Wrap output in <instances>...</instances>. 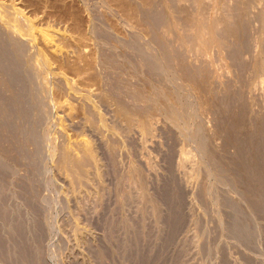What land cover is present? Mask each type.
<instances>
[{"label":"rangeland","instance_id":"1","mask_svg":"<svg viewBox=\"0 0 264 264\" xmlns=\"http://www.w3.org/2000/svg\"><path fill=\"white\" fill-rule=\"evenodd\" d=\"M0 27V41L24 58L43 115L34 116L42 121L45 145L37 203L47 229L43 264H94L92 251L105 237L98 224L104 206L112 210L127 197L136 199L135 207L157 209L151 199L170 177L168 168L187 197L189 225L165 257L189 243L181 264H221L224 258L264 264V222L251 213L260 238L256 250L233 238L226 201H239L237 191L211 171L208 150L193 141L204 136L210 150L234 155L229 146V155L220 152L223 126L216 128V112L239 117V99L235 110L223 105L233 90L248 103L238 128L256 117L264 122V0H0ZM5 90L2 96L10 98ZM20 166L12 180L17 185L26 172ZM11 201L24 211L19 199ZM133 203L127 218L134 209L132 217L139 213ZM149 209L145 225L154 226L160 207Z\"/></svg>","mask_w":264,"mask_h":264},{"label":"bare ground","instance_id":"2","mask_svg":"<svg viewBox=\"0 0 264 264\" xmlns=\"http://www.w3.org/2000/svg\"><path fill=\"white\" fill-rule=\"evenodd\" d=\"M156 10L158 9L156 8ZM148 13L149 12H147L146 14ZM152 13H153L152 16L154 17L155 16L154 12H151L150 15ZM158 13L159 12H157L156 15H158ZM146 14H144V16ZM160 15L162 16V14ZM161 16L159 17L158 15L159 18H161ZM163 21L164 19L160 20V22L158 21V23L162 24L161 22ZM13 22L15 23V21ZM155 23H157V21ZM165 24L166 22L163 25ZM22 26L18 25L17 28L19 27L21 29ZM249 38H251V36ZM245 40L247 39H244L242 41L245 42L244 43L245 45L248 44L249 46L250 44L247 43L248 40L247 41ZM1 41H0V74L4 76L3 78L6 79V83L4 82L2 78H0L1 80H3V83H4V85H1L2 83L0 84V90L4 91V89H6L5 90L6 93L11 91L12 95L10 94L11 95L9 96L10 98H7V97L2 96V91L0 92V264H43L45 259H43L42 257V254L44 253V252L42 253V250H44L43 243L45 242L43 241H45L44 238L46 237L45 232H44V229L46 228L43 229V226H44L43 224L46 221V219L42 211V208L38 206L37 203H39L38 202L39 194H40L39 188L43 186V185H40V182L42 183L40 178L43 174L42 172L43 162L42 161H43V150H44L45 145L43 146L44 144L42 141L43 137L41 136V133H40V129H42L41 126L43 125L41 124L42 121L40 120L36 121L34 119L36 112L40 115H42V113L36 111L38 108L37 105L39 104L37 105L35 104L34 98H36V96L38 98V95L36 94V96L34 97L31 94L32 92L34 93V91L30 90L31 89L30 85L25 77V72L27 70L25 72L23 70V68L25 67L24 66L25 64L23 62L24 58L19 56L21 53L17 55L16 51L14 52L13 48H16V47L13 46L12 48L13 52L11 51L10 45L12 47V43L8 44L9 42H6V41L1 42ZM239 44L237 45L238 48H240V45H241ZM242 46H243V43H242ZM163 47L160 46V49L162 48L163 50ZM23 48L21 50H23ZM243 50H246V49H243ZM235 55L236 54H234V56ZM235 58L237 59V57ZM240 58H242V56ZM241 67H243V65ZM233 92L238 93L239 91L233 90ZM234 93L226 96V98H224L226 101H224L223 98L221 100L225 102L223 103V105L225 104V106H228L229 108L233 107V109L235 110L236 108H234V106L236 105V102H237L236 100L239 99L240 104L241 103L242 104L240 105V107L238 108V111L236 112V113H239L238 118H236L237 115L232 116L230 115L229 112L228 113L230 116L225 117L223 112L218 113L214 109L217 116L219 117V118L217 117L218 118L217 123L214 120L216 125H218V127L216 128L219 130V128L223 126L220 129L221 137L223 140V146L220 148L221 149L220 152L222 153L224 152L225 154L228 153L227 155H229V151L227 150V147L229 146L234 150V155L233 156L221 155L220 153H218V151H215L214 149L210 150L209 148L211 146L209 147L208 140L203 138L204 136H201L202 139L200 137L197 141L195 140L193 141L196 142V144L198 145L197 148L199 150H202V149L208 150L204 155H206L210 160L209 165H210L211 171L215 172L216 174L225 175L227 183L234 190L237 191V194L239 196V201H235L232 199H229L226 201V206L231 211L228 216L230 234L239 244L245 246V248L250 249V250H256L259 246L260 238L257 234L258 224L251 217V213L257 216L260 221L264 222V128H263L264 122L263 120L261 121L260 116H259L260 120H257V117H256V120H252L253 121L252 124H250L249 120L245 121L246 120L245 113H247L246 111H248L246 110L247 107L245 105H247L248 103L246 104V102L243 101L242 95L241 96L237 95L238 98L237 97L235 98V96L233 95H236V94ZM3 94L5 93L3 92ZM6 96L8 95L6 94ZM36 101L39 102L38 100ZM39 109L41 108H38V110ZM218 111H220V109ZM232 112L233 111L231 109V113ZM220 113L221 115L219 116L218 114ZM243 117L245 119L244 120L245 122H243V119H241V121L245 125L247 124L246 122H248L249 125L247 126L243 125L244 127H247L244 129H242L243 128L242 126H241L242 128L241 127L238 128V124L240 123V122L238 123V121H240L239 118H243ZM37 119H38V115H37ZM237 119L238 121H236ZM218 122L220 124H218ZM30 148H33V150H29ZM20 165L22 166L24 165L23 167H24V170H26V172H25V175L21 176V179L17 180L19 182L17 185V183L13 182L14 181L13 178L16 176V171L20 169L18 168L16 170V167H19ZM168 166L170 167V165ZM168 169H169L168 176L170 177L161 185V187L154 190L155 198L151 199V201L156 199L155 200L157 201L156 204H158L157 209L160 207L158 211L154 212V214L156 215H153V216H156V222L154 226L156 225V223H158V225H156L155 227L152 225L151 227L148 224L145 225L147 222V221L145 222V220H147L146 217L147 218L150 217V216H147V214H150L147 212L149 209V208L147 209V207L149 205L146 206V209L145 208L142 209V205H143L142 203L140 206L141 208L139 207V205L136 206L137 209H139V213H136L138 212L136 209L131 208L136 211L135 215L138 214L137 216L132 217L134 216V212H133L134 210H132L133 215H131V217L129 216L130 218L126 217L128 216V215H125L126 208L133 207L131 205L136 200V199L134 200V198H133L134 201H132V199L130 201L129 198L128 200L127 197L123 200L121 199V201L116 203L115 208L112 210H111V207L109 210V206H111L112 204H110L109 206L108 204L107 205L105 204L106 205L104 206L105 208L102 207L105 210L104 211L105 214L103 215L101 214L104 217L101 218L102 222L98 223V224H101L99 226L102 227L103 230L105 231V237L99 241L98 246L96 245L97 248H95V250L92 251V255H91L92 261H93L92 263L94 264H181V263H184L183 261L185 260V257H186L185 251L187 249L186 250H183V249H185L189 243L188 244L186 243L187 245H185V248L181 247L182 249L181 248H178V250L176 249L177 252H175L174 254L172 253L173 255L171 254L169 256L170 258H166L168 256L167 253L168 252L171 253L170 252L171 249H174L176 248L177 245H179L178 237L181 234V232L186 228V226L189 225L188 224L189 216L187 217V214L189 213L186 214V209H187L188 204H186L187 201H185L187 197H185V193L182 190L183 187L181 188L177 186L175 179L178 180V178H173L172 174H174V171L172 173V168H168ZM112 176H114V173ZM15 185H17L16 187L18 188V190L17 191L12 190V192L14 191L12 193L10 190L11 188H15ZM115 185L113 189L118 187V186L115 187ZM119 192L120 194L123 193V191L121 192V190ZM123 194H125V192ZM119 196L118 197L115 196V197L119 198ZM199 196H196V197H199ZM14 199L20 200V203L23 205V207H25L23 209L24 213L21 212L19 209H17L18 207L17 205H16L17 207L13 206L14 203L13 205H11L12 203L11 200H14ZM108 200L109 199H107V201ZM116 200L117 199H115V201ZM198 200H200V197ZM145 201H147V199H145ZM136 202L134 203L136 204ZM151 203L152 202H150L149 204ZM203 204H206V202ZM18 208H21V207H18ZM150 208H151V205H150ZM151 209L152 210L149 209V212L150 211L152 212L153 209L157 210L156 208H151ZM123 215H125L124 219H123ZM28 216H31L32 219L28 218ZM43 216H44L45 221L43 220ZM150 218H152V216ZM148 222H150V220H148ZM155 241H158V243L156 244ZM206 244L208 247L207 242ZM206 244H204V246ZM263 244H264V241H263ZM190 245L191 244H189L188 246ZM201 250L202 251L205 250V252L209 251V249L207 248L205 249L202 248ZM248 263L256 264V263H253L252 261H249ZM221 264H229V262L225 260L224 258Z\"/></svg>","mask_w":264,"mask_h":264}]
</instances>
